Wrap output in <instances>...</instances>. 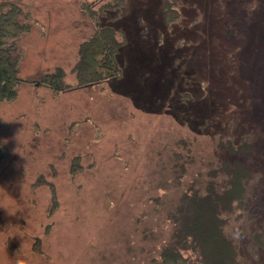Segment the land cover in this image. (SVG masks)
Masks as SVG:
<instances>
[{
    "label": "rangeland",
    "instance_id": "374dc122",
    "mask_svg": "<svg viewBox=\"0 0 264 264\" xmlns=\"http://www.w3.org/2000/svg\"><path fill=\"white\" fill-rule=\"evenodd\" d=\"M124 1L110 11L126 12L119 22L109 13L106 18L130 37L137 23H157L159 9L170 2L169 8L182 15L175 30H191L178 36L196 43L201 30L210 35L208 42L202 36L201 44L213 52L214 75L227 73L222 61L232 58L233 51L244 90L237 91V98L230 90L220 93L215 105L206 107L222 112L220 131L224 124L230 127L227 132L252 133L254 151L243 161L258 191L255 210L263 217L264 44L253 31L264 34V24L249 23L253 17L247 14L261 8L258 0ZM6 2L20 6L19 20L27 29L15 40L16 98L0 102L5 149L0 161V264H146L158 256L170 233L165 209L177 195L168 172L170 158L181 155L189 163L185 181L196 178L209 160L221 158L218 131L194 130L167 109L140 110L109 82L77 87L72 67L79 45L95 30L92 10L108 0H0ZM231 30L238 40L232 37L227 43ZM193 55L207 68V55ZM57 68L70 90L54 92L38 83ZM244 92L249 101L239 104ZM243 253L248 264H264V250L256 253L248 246Z\"/></svg>",
    "mask_w": 264,
    "mask_h": 264
},
{
    "label": "trees",
    "instance_id": "16d2710c",
    "mask_svg": "<svg viewBox=\"0 0 264 264\" xmlns=\"http://www.w3.org/2000/svg\"><path fill=\"white\" fill-rule=\"evenodd\" d=\"M124 2L108 0L92 10L95 30L79 45L78 58L72 67L77 87L109 82L140 110L163 112L167 109L181 123H189L192 129L200 132L213 127L220 135L216 146L222 152L221 158L216 156L206 163L203 174L197 173V177L189 181H185L189 163L181 155L173 154L170 158L168 172L177 193L165 209L170 233L158 256L146 264H248L244 248L251 246L256 253L264 250V215L259 216L255 210L258 191L252 186V172L243 161L254 151L252 133L237 134L232 129L229 133V126L224 124L220 131L218 124L222 112L217 107L213 111L206 107L214 106L220 93L225 95L230 90L237 98V91L244 90V81H237L241 75L235 66L233 51L229 53L232 58H223L222 64L227 71L223 79L213 73V52L201 44L202 36L208 42L210 35L201 30V42L195 38L196 43L178 36L179 33L190 34L191 30H175L173 25L182 20V15L169 8L172 3L162 5L157 23H151L152 27L144 22L137 23L138 29L135 28L130 37L120 25L114 28L107 24L110 18L119 22L116 19L126 13L111 14L113 8L122 7ZM258 2L261 8L247 14L253 17L249 23L263 25L264 0ZM21 14L19 5L0 4V102L15 99L20 84L15 40L27 29L19 20ZM171 32L175 38L170 36ZM227 32V43L232 37L238 40L235 30ZM261 33L253 31L264 44ZM194 52L200 58L208 56L207 68L193 60ZM38 83L54 92L71 88L64 83V72L60 68L42 76ZM245 94L238 95L239 104L249 101ZM225 99L222 97V101ZM185 118L190 120L185 121ZM4 156L5 149L0 144V161ZM256 163L259 165L258 158Z\"/></svg>",
    "mask_w": 264,
    "mask_h": 264
}]
</instances>
